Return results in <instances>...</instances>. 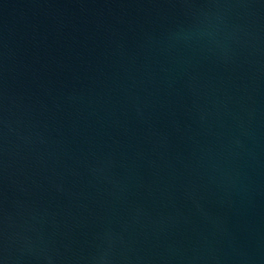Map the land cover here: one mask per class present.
<instances>
[{
    "label": "water",
    "instance_id": "95a60500",
    "mask_svg": "<svg viewBox=\"0 0 264 264\" xmlns=\"http://www.w3.org/2000/svg\"><path fill=\"white\" fill-rule=\"evenodd\" d=\"M0 264H264V0H0Z\"/></svg>",
    "mask_w": 264,
    "mask_h": 264
}]
</instances>
